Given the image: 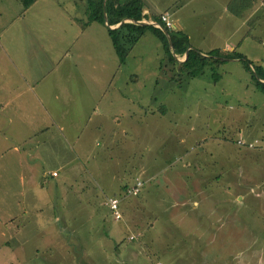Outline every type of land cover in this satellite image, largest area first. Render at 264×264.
I'll use <instances>...</instances> for the list:
<instances>
[{
	"label": "rangeland",
	"instance_id": "obj_1",
	"mask_svg": "<svg viewBox=\"0 0 264 264\" xmlns=\"http://www.w3.org/2000/svg\"><path fill=\"white\" fill-rule=\"evenodd\" d=\"M85 8L80 0H0V264H264V93L238 59L186 74L150 31L119 64L102 24L82 28ZM255 22L248 27L257 48L241 51L264 59ZM78 60L107 61L118 89L105 95L116 117L103 133L85 119L93 106L82 114L65 95V120L77 117L104 150L84 164L81 189L71 178L72 131L57 141L36 134L29 113L44 117L48 100L41 85L25 82L56 85L67 62L62 77L75 88L90 69H73ZM239 138L257 143L249 149ZM53 170L70 176L60 188V177L47 176ZM135 177L143 185L128 195L121 186Z\"/></svg>",
	"mask_w": 264,
	"mask_h": 264
},
{
	"label": "crops",
	"instance_id": "obj_2",
	"mask_svg": "<svg viewBox=\"0 0 264 264\" xmlns=\"http://www.w3.org/2000/svg\"><path fill=\"white\" fill-rule=\"evenodd\" d=\"M80 1L83 2V6L86 7L85 0ZM130 1H137L141 4V14L147 17L148 20L152 18H159V15L162 13H168L173 24L171 30L184 35L187 38L188 47L181 54L173 53L169 48L176 62V66L180 65L182 67V63L187 58L189 49L198 52L204 57H208L210 51L217 50L218 54L221 55L220 58L222 59L219 63L228 59H235L227 57V55L233 52L242 54L248 58L252 64L253 62L259 63L264 60L262 59L263 57H259L258 55L252 57L253 59H251V57H247V55L241 51L242 46L244 45L247 50L257 48L254 45L256 42L254 41V37L250 34L251 29L248 25L256 20L253 26L256 27L259 25L260 28H264V0H117V2L120 3H128ZM84 12L87 18L86 8ZM262 22L263 24H261ZM91 23L95 22L87 23L86 20V23L82 25V28L84 29ZM103 26L105 27L106 25ZM241 30H243L244 35L240 34ZM166 60L170 64L174 63V61H171L168 58ZM106 63L107 61L96 60H78L77 63H73V69L75 68V70L78 66L90 68L85 71L82 69L80 70L81 73L78 75L81 78H77L73 82L76 83L75 88L68 86L71 82L68 76L62 77V75L65 76L70 73L69 68L71 66L67 62H65L64 66L61 67V79L59 78L56 85H54V82L51 80L43 83V77H34L31 78V80H25L27 85L34 84L35 87H39L41 85L40 89L48 100L44 109V117L41 114L33 116L29 113L31 116L30 125L31 128L33 127V130L36 131V134H38V136L46 135V140L52 141L55 139L57 141L59 136H66L65 130L72 131L74 146V174H71V178L75 182L73 187L78 185L80 189V180L86 171L84 164L93 163L101 154H103L104 151L97 150L95 148L97 143H93L92 133L93 131L103 133L108 122L112 123L113 118L116 117L114 113L106 112L105 109L104 100L106 98L105 95L107 90L114 87L116 88L115 81L113 80L114 70L111 69L109 65L107 66ZM209 64L212 63L210 62ZM184 70L186 74H193L192 70L189 68L184 67ZM63 84L65 86H63L61 92H59V94H55L57 87L62 86ZM74 91L77 93L76 96L72 94ZM66 93H69V95H67L69 99L74 98L79 100L77 103V106L80 107L78 111L82 114L85 113V106H93L91 107V112H93L86 118L80 114L83 121H85V119L87 122L94 121L92 133L91 131L84 133L86 131L84 128L87 127L82 128L77 117H74L73 120H65ZM116 94L119 95L120 100L125 99L121 92ZM35 97L38 101H41V103L44 102V100H41V97L38 95H35ZM102 101L103 105L100 106ZM93 104H95V106ZM17 105L22 109H26V102L19 101ZM0 107H3V105L1 104ZM58 132H60L59 135ZM53 134H55V137ZM30 137H32V135ZM113 139L115 138H112V140ZM250 141L255 142V144L257 143L256 139L248 140V142ZM111 143L113 144V141H110L108 146H111ZM66 163L68 164V162ZM53 171H51V173ZM127 172L128 171L125 173ZM51 173H47V176L49 175L52 178L60 177L58 172H56L55 176ZM69 177L68 172L66 174L63 172L60 179L56 181L55 188L62 187ZM136 179L139 178L135 177L133 180ZM123 186H127V188H129L128 186L130 185L127 183L122 185L121 188ZM43 189L44 187L38 189L36 203L41 204L44 202L40 196ZM111 196L114 195H110L108 197Z\"/></svg>",
	"mask_w": 264,
	"mask_h": 264
},
{
	"label": "trees",
	"instance_id": "obj_3",
	"mask_svg": "<svg viewBox=\"0 0 264 264\" xmlns=\"http://www.w3.org/2000/svg\"><path fill=\"white\" fill-rule=\"evenodd\" d=\"M26 1L30 2V0ZM85 5L87 12V23L98 22L102 25H105L104 13L107 22L111 26L119 24L124 18H128L140 23L144 21L143 19L148 20L147 17L141 14V4L137 1L120 3L117 2V0H85ZM149 20L159 21V18H152ZM135 22H124L115 29H110L105 26L120 63L125 61L126 56L134 43L140 36H143L147 30L151 31L159 38L168 59L175 61L169 49L170 47L168 44V38L163 30L152 25H140ZM166 30L168 31L172 41L173 52L176 54H181L183 51H185L188 47L187 38L171 29ZM220 56L221 55L218 54L217 50L210 51L209 56L204 57L198 52L189 49L187 58L182 63V66L191 69L192 73L195 74L198 72L197 68H202L207 63H219L220 60H222ZM227 57L239 59L242 62L244 69L250 73L251 78L255 82V87L264 93V82L260 81L264 80V67L253 65L248 58L238 52L230 53L227 55Z\"/></svg>",
	"mask_w": 264,
	"mask_h": 264
},
{
	"label": "built area",
	"instance_id": "obj_4",
	"mask_svg": "<svg viewBox=\"0 0 264 264\" xmlns=\"http://www.w3.org/2000/svg\"><path fill=\"white\" fill-rule=\"evenodd\" d=\"M154 21V20H150ZM157 23H160L165 29H171L173 27V24L169 18L168 13H162L159 15V21H156ZM156 27V26H155ZM237 145L240 146H247L248 148H254L255 142H248L246 143L241 138L237 139L236 141ZM53 176L56 175V172L51 173ZM143 182L140 179H136L134 184H132L129 188H127L126 193L128 195H137L140 192V188L142 187ZM107 205L109 206V209L111 210L113 217L115 220H118L121 218V214L119 211V200L115 197L109 198ZM131 238V237H130ZM156 264H160V262H157Z\"/></svg>",
	"mask_w": 264,
	"mask_h": 264
},
{
	"label": "water",
	"instance_id": "obj_5",
	"mask_svg": "<svg viewBox=\"0 0 264 264\" xmlns=\"http://www.w3.org/2000/svg\"><path fill=\"white\" fill-rule=\"evenodd\" d=\"M104 19H105V22L104 24L110 28V29H115V28H118L121 24H123L124 22H127L129 21L128 18H124L119 24L115 25V26H111L109 25V23L107 22L106 20V17H105V13H104ZM146 23H140V22H137L138 24L140 25H152V26H156L157 28H160L161 30H163V32L166 34L167 38H168V44H169V47L170 49L172 50L173 52V47H172V41L170 39V35L168 34V31L160 24V23H157L156 21H150V20H145L143 19ZM174 53V52H173ZM261 82H264L262 80H260Z\"/></svg>",
	"mask_w": 264,
	"mask_h": 264
},
{
	"label": "bare ground",
	"instance_id": "obj_6",
	"mask_svg": "<svg viewBox=\"0 0 264 264\" xmlns=\"http://www.w3.org/2000/svg\"><path fill=\"white\" fill-rule=\"evenodd\" d=\"M142 23H145L144 21Z\"/></svg>",
	"mask_w": 264,
	"mask_h": 264
}]
</instances>
